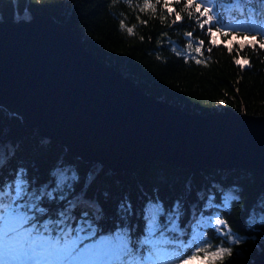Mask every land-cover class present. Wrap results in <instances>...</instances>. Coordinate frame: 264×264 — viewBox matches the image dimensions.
Segmentation results:
<instances>
[{"label":"trees","instance_id":"16d2710c","mask_svg":"<svg viewBox=\"0 0 264 264\" xmlns=\"http://www.w3.org/2000/svg\"><path fill=\"white\" fill-rule=\"evenodd\" d=\"M169 2L182 22L172 24L174 16L162 20L167 13L161 5L155 14L141 13L136 5L142 6L143 0H0V18L48 13L68 23L98 60L121 71L148 94L185 110L264 115V49L259 48L264 37L256 36L253 49L249 46L253 34L246 36L242 30L264 17V0H212L221 22L238 31L228 37L218 34L219 46L211 52L202 49L203 55L194 51L196 41L204 40V49L210 45L194 23L195 12L190 19L180 4ZM121 21L133 28L132 35L121 29ZM188 32L193 33L191 49ZM228 40L231 54L220 43ZM240 44L245 45L242 50ZM173 49L184 55L177 56ZM192 57L206 63L197 64ZM234 57L247 59L250 66L241 70ZM58 170L71 175L57 190ZM18 179L29 192L39 195L46 188L52 193L51 199L44 196L39 201L46 213L40 222H57L67 212L71 226L90 223L97 233L129 229L130 239L135 240L143 232L138 222L153 202L160 208L157 220L162 226L169 223L167 213H175L179 231L169 234L183 241L195 225L189 218L221 212L240 242L231 243L230 255L213 264H249L264 247V219L252 217L264 212V180L256 170L204 167L193 172L162 160L142 162L133 170H112L100 161L73 155L0 104V189L14 188Z\"/></svg>","mask_w":264,"mask_h":264},{"label":"water","instance_id":"95a60500","mask_svg":"<svg viewBox=\"0 0 264 264\" xmlns=\"http://www.w3.org/2000/svg\"><path fill=\"white\" fill-rule=\"evenodd\" d=\"M0 104L112 170L162 160L193 172L251 168L264 180V115L200 114L154 97L48 13L0 18ZM263 263L264 247L249 264Z\"/></svg>","mask_w":264,"mask_h":264},{"label":"snow or ice","instance_id":"6c2138e0","mask_svg":"<svg viewBox=\"0 0 264 264\" xmlns=\"http://www.w3.org/2000/svg\"><path fill=\"white\" fill-rule=\"evenodd\" d=\"M130 3V0H126ZM181 5V10L192 19L195 12L194 23L208 37L209 47L204 49V40H197L194 51L203 55L202 49L208 52L212 47L219 46L218 34L228 37L238 29L221 22L218 9L212 0H175ZM161 0H143V5H136L141 13L157 11ZM167 15L161 19L174 16L172 24L183 20L180 12L176 11L169 0H164L161 5ZM147 23V21H142ZM121 29L133 34L132 27H126L123 21ZM245 35L253 34L249 46L255 49L256 36L264 37V17L253 21L249 26L242 27ZM189 38L188 48H192L193 33L185 34ZM229 54L233 49L229 45L231 40L221 41ZM242 50L245 45L240 44ZM259 48L264 49V43H259ZM177 56H182V51H176ZM239 52H237V56ZM197 64L201 59L192 57ZM234 63L240 66H250L249 61L234 57ZM224 101H221L223 103ZM66 177L61 176L57 182V190L64 184ZM52 198V193L42 189L37 195L35 191L29 192L27 185L22 180H17L14 188L0 189V264H191L194 260H223L225 255H230V249L216 246L202 247L205 243L203 234L199 231L203 225H211L212 221L201 218L193 226L192 237L187 245L177 243L175 238H169L168 233L178 232V226L169 217V224L162 226L157 217L161 214L159 209H150L146 217L147 227L142 238L135 241L130 239L126 231H116L110 235L97 236V230L89 223L73 229L68 223L71 217L67 212L62 213L57 222L49 219L40 220L46 215L45 209L39 206L41 197ZM211 206V205H209ZM70 211V209H69ZM214 226L217 231H222L220 226L226 227V221L215 219ZM182 234V233H181ZM227 235L228 233H224ZM239 243V240H235ZM195 245L193 251L180 255V249ZM170 249H175L172 251ZM203 254V255H201Z\"/></svg>","mask_w":264,"mask_h":264},{"label":"rangeland","instance_id":"374dc122","mask_svg":"<svg viewBox=\"0 0 264 264\" xmlns=\"http://www.w3.org/2000/svg\"><path fill=\"white\" fill-rule=\"evenodd\" d=\"M30 18V17H29ZM28 19V18H27ZM58 174V180L61 176L66 177V179L71 175L68 171L66 170H58L57 172ZM228 193L225 194V199L227 197ZM225 204V202H224ZM220 205V204H218ZM150 209H159V206L153 202H151L150 204L147 205L146 207V214L143 215L144 217V223L143 225H141L143 227L142 230L145 231L146 227H147V220L146 217L148 215V212ZM168 217L166 219H168L169 217L172 218V221L177 224V219L175 218V213L171 212V213H167ZM253 218L256 219H264V212L263 211H259V213L257 215L252 216ZM201 218H203L205 221H212L213 223L211 225H203L201 226V228L199 229V231L203 234L204 236V240L205 243L200 245L202 247H208V245H211L213 248L216 246H222L225 248L230 249V244L233 243L235 240L239 239V235L236 234L234 231L231 230V228L228 226V224L226 223V227L225 226H220L221 230L220 232L217 231L216 227L214 226V221L215 219L219 218V219H223L224 218L221 216V212L217 211V212H213L211 214H199V215H194L191 218H189V223L195 222L194 224H196L198 221L201 220ZM169 220V219H168ZM158 221V220H157ZM75 226V225H74ZM80 226V225H79ZM168 227H171V224L168 223V225H166ZM207 227V230L205 229ZM116 231H129V229H112L111 231H106L104 233H100V235H110L115 233ZM192 231H193V226L191 228V231L189 233L188 239L190 240L192 237ZM128 233V232H127ZM143 233V232H142ZM224 233H228L227 235H225ZM129 234V233H128ZM99 235V236H100ZM166 235L169 238H175L177 240V243L179 244L180 242H183L184 245L188 244L187 242H184L182 240H179L178 237H173L172 235H170L168 232H166ZM143 237V236H142ZM196 246L193 245L191 247H185L180 249V255L181 257H183L185 254L190 253L191 251L194 250ZM172 251H175V249H170ZM203 255V254H201ZM214 260H194V264H213Z\"/></svg>","mask_w":264,"mask_h":264},{"label":"bare ground","instance_id":"6f19581e","mask_svg":"<svg viewBox=\"0 0 264 264\" xmlns=\"http://www.w3.org/2000/svg\"><path fill=\"white\" fill-rule=\"evenodd\" d=\"M138 223H139V225H143V223H144V217H142L141 220H139ZM102 233H104V232H102ZM99 235H100V233H97V236H99ZM100 236H101V235H100ZM139 238H140V237H138V239H139ZM174 264H175V262H174ZM191 264H194V261H192ZM263 264H264V263H263Z\"/></svg>","mask_w":264,"mask_h":264}]
</instances>
